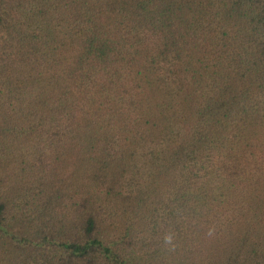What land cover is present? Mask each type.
Wrapping results in <instances>:
<instances>
[{
  "label": "trees",
  "instance_id": "16d2710c",
  "mask_svg": "<svg viewBox=\"0 0 264 264\" xmlns=\"http://www.w3.org/2000/svg\"><path fill=\"white\" fill-rule=\"evenodd\" d=\"M0 264H264V0H0Z\"/></svg>",
  "mask_w": 264,
  "mask_h": 264
}]
</instances>
